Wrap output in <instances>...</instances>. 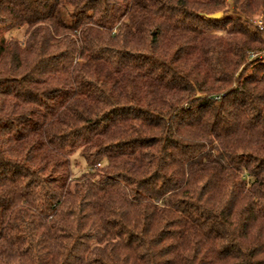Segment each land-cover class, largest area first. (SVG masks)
I'll list each match as a JSON object with an SVG mask.
<instances>
[{
	"label": "trees",
	"instance_id": "trees-1",
	"mask_svg": "<svg viewBox=\"0 0 264 264\" xmlns=\"http://www.w3.org/2000/svg\"><path fill=\"white\" fill-rule=\"evenodd\" d=\"M260 15L0 0V264H264Z\"/></svg>",
	"mask_w": 264,
	"mask_h": 264
},
{
	"label": "rangeland",
	"instance_id": "rangeland-1",
	"mask_svg": "<svg viewBox=\"0 0 264 264\" xmlns=\"http://www.w3.org/2000/svg\"><path fill=\"white\" fill-rule=\"evenodd\" d=\"M261 19L263 20L261 15L258 17H255L252 21H250V24L256 26V23L259 22ZM12 35H15L18 39L23 40L24 39V29L15 30L13 31Z\"/></svg>",
	"mask_w": 264,
	"mask_h": 264
},
{
	"label": "built area",
	"instance_id": "built-area-1",
	"mask_svg": "<svg viewBox=\"0 0 264 264\" xmlns=\"http://www.w3.org/2000/svg\"><path fill=\"white\" fill-rule=\"evenodd\" d=\"M256 26L259 27L261 30H263L264 28V22L263 20L261 19L259 22L256 23Z\"/></svg>",
	"mask_w": 264,
	"mask_h": 264
},
{
	"label": "water",
	"instance_id": "water-1",
	"mask_svg": "<svg viewBox=\"0 0 264 264\" xmlns=\"http://www.w3.org/2000/svg\"><path fill=\"white\" fill-rule=\"evenodd\" d=\"M221 16V13L214 14L212 17L213 18H219Z\"/></svg>",
	"mask_w": 264,
	"mask_h": 264
}]
</instances>
